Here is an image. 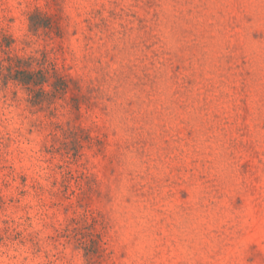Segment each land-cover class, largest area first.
I'll use <instances>...</instances> for the list:
<instances>
[{"label": "rangeland", "instance_id": "obj_1", "mask_svg": "<svg viewBox=\"0 0 264 264\" xmlns=\"http://www.w3.org/2000/svg\"><path fill=\"white\" fill-rule=\"evenodd\" d=\"M0 264H264V0H0Z\"/></svg>", "mask_w": 264, "mask_h": 264}]
</instances>
